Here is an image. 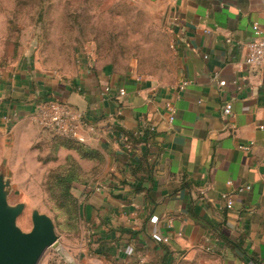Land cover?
<instances>
[{"label": "crops", "instance_id": "crops-1", "mask_svg": "<svg viewBox=\"0 0 264 264\" xmlns=\"http://www.w3.org/2000/svg\"><path fill=\"white\" fill-rule=\"evenodd\" d=\"M131 1L158 23L171 74L85 55L64 74L21 64L0 76V137L41 102L81 114L84 146L103 159L74 190L83 264H264V66L244 62L254 24L264 37V0ZM67 155L79 159L60 149L58 162Z\"/></svg>", "mask_w": 264, "mask_h": 264}, {"label": "rangeland", "instance_id": "rangeland-1", "mask_svg": "<svg viewBox=\"0 0 264 264\" xmlns=\"http://www.w3.org/2000/svg\"><path fill=\"white\" fill-rule=\"evenodd\" d=\"M80 55L122 69L133 63L142 76L163 78L172 70L158 23L149 18L145 6L131 0H0V76H12L24 63L64 74ZM7 137H0V169L9 180L8 204L24 205L17 226L30 231L36 210L52 220L58 237L38 264H83L84 253L91 250L74 190L94 181L103 164L86 167V160L71 155L58 162L60 149L75 151L55 147V141L66 139L43 132L32 119L13 124ZM69 157L83 174L69 189L76 206L61 187L52 186L56 181L51 174L67 170Z\"/></svg>", "mask_w": 264, "mask_h": 264}, {"label": "water", "instance_id": "water-1", "mask_svg": "<svg viewBox=\"0 0 264 264\" xmlns=\"http://www.w3.org/2000/svg\"><path fill=\"white\" fill-rule=\"evenodd\" d=\"M9 180L0 169V264H38L44 252L58 240L52 220L34 210L31 230L22 231L16 224L24 205L7 202Z\"/></svg>", "mask_w": 264, "mask_h": 264}, {"label": "built area", "instance_id": "built-area-1", "mask_svg": "<svg viewBox=\"0 0 264 264\" xmlns=\"http://www.w3.org/2000/svg\"><path fill=\"white\" fill-rule=\"evenodd\" d=\"M253 38L247 44V52L245 56V64L253 68H260L264 66V37L258 26L254 24L252 26ZM187 85L186 82H183L179 88L183 89ZM109 89L106 88L105 92H108ZM120 96H124L125 92L123 89L118 90ZM167 109L170 112L171 116L169 122L174 120V108L171 105H167ZM231 111V105L225 106L223 113L228 115ZM81 114L72 109L70 106L64 103L57 101H45L39 103L31 119L33 122L44 131L53 134L59 138L70 140L79 144L86 143V136L82 132V121ZM130 148V147H127ZM246 149V148H244ZM245 190H250V186L241 188L239 192ZM221 200L224 202V207L226 210L233 209V201L226 194L221 195ZM163 243H168L169 238H161Z\"/></svg>", "mask_w": 264, "mask_h": 264}, {"label": "trees", "instance_id": "trees-1", "mask_svg": "<svg viewBox=\"0 0 264 264\" xmlns=\"http://www.w3.org/2000/svg\"><path fill=\"white\" fill-rule=\"evenodd\" d=\"M55 147H65L70 150H74L79 155L80 159L90 161L97 168H101L103 164L102 157L96 152L84 146V144H79L70 140H57L54 142ZM67 162L69 163L67 170L59 169L55 173L51 174V179H55L56 182L53 181L52 186L56 185V187H61L65 195L69 197L68 201L76 206V201L69 195V189L74 182L82 180L83 174L81 172L80 166L78 163L72 159L67 158ZM76 208H73V211Z\"/></svg>", "mask_w": 264, "mask_h": 264}]
</instances>
